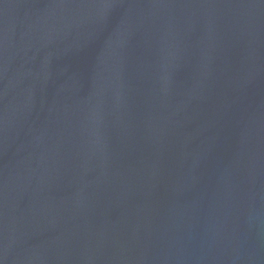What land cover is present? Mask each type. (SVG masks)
Wrapping results in <instances>:
<instances>
[{
  "label": "water",
  "instance_id": "water-1",
  "mask_svg": "<svg viewBox=\"0 0 264 264\" xmlns=\"http://www.w3.org/2000/svg\"><path fill=\"white\" fill-rule=\"evenodd\" d=\"M0 264H264V0H0Z\"/></svg>",
  "mask_w": 264,
  "mask_h": 264
}]
</instances>
